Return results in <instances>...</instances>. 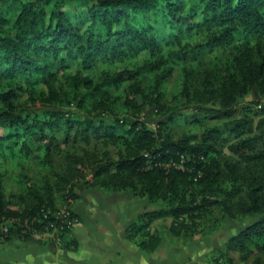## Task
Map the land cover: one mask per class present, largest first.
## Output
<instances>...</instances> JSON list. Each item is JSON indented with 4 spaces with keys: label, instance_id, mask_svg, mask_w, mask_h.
<instances>
[{
    "label": "trees",
    "instance_id": "obj_1",
    "mask_svg": "<svg viewBox=\"0 0 264 264\" xmlns=\"http://www.w3.org/2000/svg\"><path fill=\"white\" fill-rule=\"evenodd\" d=\"M250 92L264 98V0H0V217L36 236L31 227L53 219L42 209L60 210L58 193L68 205L79 197L91 151L78 156L73 144L94 140L106 149L87 187L162 203L128 225L143 248L158 246L147 231L158 219L187 240L244 215L253 219L211 264H237L234 254L264 264V101L244 103ZM148 107L162 116L154 129L139 118ZM188 124L202 132L177 134ZM181 155L182 168L168 165ZM29 161L39 181L24 172ZM15 169L26 191L14 202L2 181Z\"/></svg>",
    "mask_w": 264,
    "mask_h": 264
},
{
    "label": "crops",
    "instance_id": "obj_2",
    "mask_svg": "<svg viewBox=\"0 0 264 264\" xmlns=\"http://www.w3.org/2000/svg\"><path fill=\"white\" fill-rule=\"evenodd\" d=\"M86 191V198H82L78 193L79 200L74 204L78 222L67 235V240L72 241L71 245L65 246L63 242L59 244L30 242L36 252L37 264L212 263L210 258L217 247L210 251L208 247L206 248L205 242L212 239L210 236L202 238L194 235L184 240L170 234L169 224L167 230L171 236L168 237L162 230L153 227L161 220L158 219L147 228V231L160 233L158 246L153 250L145 249L140 245L145 236L138 233L132 237L129 234L132 232L128 228L131 222L146 211L145 209L138 211L139 204L136 203L138 196L129 191H112L109 194L102 192L109 191L107 189L91 187Z\"/></svg>",
    "mask_w": 264,
    "mask_h": 264
},
{
    "label": "rangeland",
    "instance_id": "obj_3",
    "mask_svg": "<svg viewBox=\"0 0 264 264\" xmlns=\"http://www.w3.org/2000/svg\"><path fill=\"white\" fill-rule=\"evenodd\" d=\"M178 79V71L174 70L173 72V76L171 78V82L170 84H172L174 81L176 82V80ZM261 100L264 101V98L262 99L256 92H250L247 95L244 96V98L242 99L244 103H248L251 100ZM183 112L185 115L187 116H191L193 114V109L191 108H185L183 109ZM123 115L125 113H122ZM239 116V115H238ZM162 116H160L156 110L152 107H148L146 108L143 112L140 113L139 118L142 119L143 121H145L146 123H152L150 125V128L154 129L156 127V124H153L154 122H156V120H158L159 118H161ZM191 120V119H189ZM256 120L257 117H255L254 119V124H256ZM212 121V120H211ZM208 124H210L208 122ZM252 125V129L253 132L249 133V134H253L254 132L256 133L258 130L255 128V125ZM177 134H181V133H189V130L192 132H197L200 133L202 132V127H200V125L198 124L196 127L193 125L191 126L190 124L188 125H180L179 127H177ZM249 134H246L244 136H248ZM98 143V144H97ZM74 145V152L76 155L78 156H83L84 151L87 150V152H89V150L91 151V156H89L87 158V156H85L84 158V165L82 166V176L83 178L80 179L78 181V183L75 185V192L78 194H81L82 198H86V190L87 185L85 183V181H87L88 176H90V173L92 171L93 166H95L97 164V158L102 157V150L105 148L106 146L102 145L100 142H95L94 140H91L89 143L85 144L83 142H77ZM84 149V150H83ZM89 149V150H88ZM104 149V150H105ZM109 149V155H111L113 158L116 157L115 154V149L112 146L108 147ZM220 150L222 152V155H226L229 156L232 160L234 161H238L237 159V155L233 152V149L231 147H228L227 145H224L222 147H220ZM96 151V152H95ZM54 165L56 167L57 170L59 169H64L66 167V161H64L61 158H57L55 157V161H54ZM20 171V169H15L13 172L8 173L2 181V185H3V194H4V198L5 199H9V200H13L18 201L17 197L19 196V194L22 192H24V190L26 191V188L24 186V184H18L17 181L15 180L14 176L15 174H18ZM24 172L27 174V176L32 180V181H39L40 179V175L38 173V169L36 168V166L34 165L33 161H29L25 167H24ZM205 173V171L201 172V176ZM81 176V177H82ZM196 180V179H194ZM104 193H108L111 194L112 190L109 191H102ZM138 196V195H136ZM134 197V196H133ZM82 198L80 200H82ZM135 198V197H134ZM136 199L138 200V211H142V210H150L153 208H156L158 206H161L162 203H157V202H152L150 203L149 201L146 200V197H142V196H138L136 197ZM55 203H56V207L58 209H62V208H68V209H73L74 211V204L77 202V200H79V198L74 199L73 202L68 205L65 203L64 199H62L61 194L58 193L56 195V199H55ZM51 210V209H49ZM75 213V212H74ZM251 219H253L251 216H236L235 218H231V217H220L218 218L217 222L211 223L208 222L207 225L204 228V232L203 233H199L196 234L202 238H205L206 236H210V240H208V242L206 244V248H209V251L211 249H213L214 247H221L222 244L233 234H235L239 229L243 228ZM16 220V221H14ZM19 218H15V219H10L7 218L5 216H1L0 217V264H37L38 263V259L36 257V252L32 249V243H55V244H59L62 243L61 239H63V237L65 235H69L72 230L74 229V227L77 225V223L71 228V231H67L68 234H65L63 237L60 236V240L59 241H50V239H44V238H40L38 236H33L30 234H28L25 230L26 228H24L23 230L18 229L17 227H20L22 225H24V223H20ZM159 222L155 225H153V227L158 228L160 230H162L165 235H167L168 237H170L171 235L169 234L167 227L170 224V219L166 218V219H161L158 220ZM17 222L20 226L17 225ZM33 234V232H32ZM40 232H37V235L40 236ZM170 235V236H169ZM65 238L67 239L68 236H65ZM64 238V239H65ZM34 241V242H33ZM36 241V242H35ZM206 241V239H205ZM32 242V243H30ZM33 255V256H31ZM234 259L236 260L237 264H250V260L247 261H242L239 257L238 254H234ZM221 262V261H220Z\"/></svg>",
    "mask_w": 264,
    "mask_h": 264
},
{
    "label": "built area",
    "instance_id": "obj_4",
    "mask_svg": "<svg viewBox=\"0 0 264 264\" xmlns=\"http://www.w3.org/2000/svg\"><path fill=\"white\" fill-rule=\"evenodd\" d=\"M145 156L149 157V154L145 153ZM182 163H183V156L181 155L180 162H178V164L171 162L168 165L182 168ZM42 211L44 212V218H46L47 215L49 214L53 217V219L45 222L40 229L36 227H31V232H33V234H35L40 238L45 237L44 239H50V241H59L60 232L62 231L69 232L71 228L78 222V218L76 214L72 213L71 210L66 207L56 211H50L49 209L48 210L42 209ZM37 232L41 233L40 236L37 235Z\"/></svg>",
    "mask_w": 264,
    "mask_h": 264
}]
</instances>
